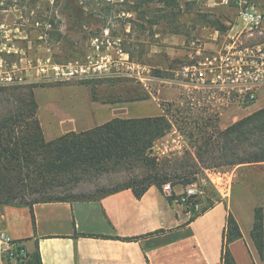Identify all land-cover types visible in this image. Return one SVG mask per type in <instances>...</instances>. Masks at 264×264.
<instances>
[{
  "label": "rangeland",
  "instance_id": "1",
  "mask_svg": "<svg viewBox=\"0 0 264 264\" xmlns=\"http://www.w3.org/2000/svg\"><path fill=\"white\" fill-rule=\"evenodd\" d=\"M123 2L0 0L1 74L2 78L11 76L13 80L9 85L1 82L0 87L40 85L34 92L46 141L69 133L59 129L67 117L74 116L82 123L83 130L74 131L79 133L104 124L111 117L112 109L117 118L155 117L150 115L156 113L157 104L160 106L158 116L170 121L171 130L154 143L152 158L160 166L165 163L175 167L180 164L197 166L192 170L198 173L191 177V184L187 186L197 192V210L222 202L241 229L252 233L256 210L261 209L264 222V162L215 167L222 164L220 160L206 165L194 162L191 156L199 151L203 134L215 140L219 131L263 110L264 87L254 105L240 108L211 106L202 93H183L176 86L163 83V77L174 76L173 71L181 64L182 56L176 55L170 59V64H165L160 43L162 34L167 33L166 26H155L152 30L140 28L131 21L136 15L126 12L133 0ZM181 3L185 9L191 4L195 11L210 14L211 18L224 23L235 20L238 14L232 0L227 4L224 0H181ZM71 6L76 12L82 8L85 20L77 19L74 10H68ZM104 8L111 9V13H106ZM195 11L185 12L182 21L192 26L197 18ZM92 13L101 14L100 24L90 18ZM197 21L195 28L188 26V33L182 34L185 42L209 38L213 33L214 28ZM97 45L100 50L96 49ZM119 50L131 54V59L120 60ZM114 60L119 64L115 66ZM71 63L93 66L91 74L67 77V67ZM161 86L168 87L164 96L155 91ZM10 105L5 96H1L0 114ZM250 144L245 142L240 152L259 151V147ZM211 149L215 150V145ZM217 153L221 151L216 149ZM108 167L80 171L67 187L57 189L58 196L70 202L98 201L107 191L148 175V170L139 165ZM166 185L171 186L168 183L162 189ZM251 239L257 263L264 264V254L259 255L252 235Z\"/></svg>",
  "mask_w": 264,
  "mask_h": 264
},
{
  "label": "trees",
  "instance_id": "2",
  "mask_svg": "<svg viewBox=\"0 0 264 264\" xmlns=\"http://www.w3.org/2000/svg\"><path fill=\"white\" fill-rule=\"evenodd\" d=\"M129 0H124L123 3ZM264 9V0H258ZM72 8V9H71ZM68 10L75 12L77 19L85 20V12L71 6ZM111 13V9H105ZM103 10V11H104ZM194 12L193 6L187 4L185 9L181 0H133L127 13L135 14L134 24L140 28L153 29L164 25L167 33L182 35L188 28H195L198 20L206 26L225 32L228 27L222 20L211 18L210 14L195 11L196 21L191 25L182 21L185 12ZM69 13V11H66ZM124 12V13H126ZM96 24L102 22L101 14H91ZM189 26V27H188ZM39 84L0 87V97L5 96L11 104L0 114V209L7 206L29 207L47 202H70L60 198L57 189L67 187L79 172L103 170L109 167L142 166L148 175L140 180H133L107 191L100 199L123 189H132L140 198L152 186L160 190L165 184L171 187L191 184V177L198 172L192 170L197 166L158 165L152 158L154 143L165 137L171 130V123L165 116L143 118H115L107 123L84 132H69L53 141H46L41 123L38 119V103L34 90ZM245 142L259 147L257 152H240ZM215 145V150L211 146ZM203 147L204 150H203ZM216 149L221 153H217ZM194 162L214 164L220 160L219 166H234L264 162V109L248 116L225 131H219L217 139L209 134L201 136V146L194 156ZM108 167V168H109ZM172 168L171 171L168 169ZM207 168V167H206ZM183 175V176H182ZM184 181V182H182ZM196 196L183 204L192 214L191 220L205 213L213 206L197 210ZM175 199L174 194L169 197ZM263 213L256 210L254 228L251 233L260 256L264 254ZM242 231L235 218L229 212L224 232L222 264H236L230 252L229 244L242 239ZM23 240L15 241L22 243ZM25 250V246H19ZM27 252V251H26ZM5 264L11 259L3 255ZM15 264H42L38 248L27 253L25 258H18Z\"/></svg>",
  "mask_w": 264,
  "mask_h": 264
},
{
  "label": "crops",
  "instance_id": "3",
  "mask_svg": "<svg viewBox=\"0 0 264 264\" xmlns=\"http://www.w3.org/2000/svg\"><path fill=\"white\" fill-rule=\"evenodd\" d=\"M185 41L183 35L162 34L165 64L183 56ZM121 59L128 61L131 54L122 53ZM161 80L168 84L166 77ZM167 88L155 91L164 96ZM156 105L150 116L160 115ZM110 113L105 123L117 118L114 109ZM81 124L70 116L59 129L83 130ZM184 188L172 187L173 201L164 189L152 186L140 198L132 189H123L98 201L37 203L32 209L7 206L0 211V231L14 241L23 240L27 253L38 248L42 264H222L229 210L216 203L191 220L179 202ZM241 231L242 239L229 244L236 264H258L251 232ZM0 264H5L1 244Z\"/></svg>",
  "mask_w": 264,
  "mask_h": 264
},
{
  "label": "built area",
  "instance_id": "4",
  "mask_svg": "<svg viewBox=\"0 0 264 264\" xmlns=\"http://www.w3.org/2000/svg\"><path fill=\"white\" fill-rule=\"evenodd\" d=\"M232 1L238 11L237 18L225 23L228 27L225 32L213 30L209 38L185 42L182 62L167 83L183 93H202L211 106L243 108L254 105L264 87V9L258 0ZM228 2L224 0L225 4ZM96 49L100 50V46ZM2 67L0 64V83H13L11 76L2 78ZM92 67L71 63L67 77H87ZM164 190L172 196L170 185ZM196 195L194 188L185 187L179 202L186 204ZM0 244L2 254L14 262L27 255L25 250L18 249L23 244L16 243L4 231H0Z\"/></svg>",
  "mask_w": 264,
  "mask_h": 264
}]
</instances>
